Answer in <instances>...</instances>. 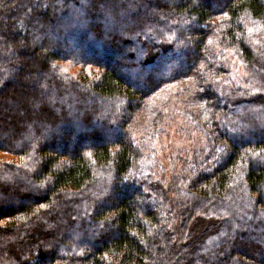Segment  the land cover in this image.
Returning <instances> with one entry per match:
<instances>
[{
	"label": "trees",
	"instance_id": "obj_1",
	"mask_svg": "<svg viewBox=\"0 0 264 264\" xmlns=\"http://www.w3.org/2000/svg\"><path fill=\"white\" fill-rule=\"evenodd\" d=\"M219 12L243 85L146 176L133 116ZM0 264H264V0H0Z\"/></svg>",
	"mask_w": 264,
	"mask_h": 264
},
{
	"label": "rangeland",
	"instance_id": "obj_2",
	"mask_svg": "<svg viewBox=\"0 0 264 264\" xmlns=\"http://www.w3.org/2000/svg\"><path fill=\"white\" fill-rule=\"evenodd\" d=\"M226 20L227 15L219 12L211 21L212 33L206 45L210 62L205 60L199 65L201 71L207 70L205 76L189 73L171 84H164L147 98L143 107L133 116L129 135L140 152L138 170L142 168L146 176L152 174L163 175L166 180L171 178L180 162L178 151L186 150L185 146L191 142L181 134L180 126L193 129H200L201 123L205 127L210 126L209 101L211 94L218 92L212 76L218 75L225 85H243L244 73L237 53L219 45ZM4 120L3 124L7 122L6 118ZM194 134L198 136L200 132ZM193 145L195 147L196 142Z\"/></svg>",
	"mask_w": 264,
	"mask_h": 264
}]
</instances>
